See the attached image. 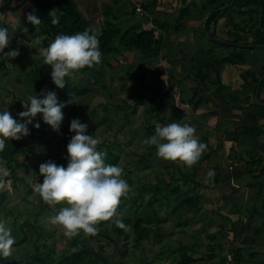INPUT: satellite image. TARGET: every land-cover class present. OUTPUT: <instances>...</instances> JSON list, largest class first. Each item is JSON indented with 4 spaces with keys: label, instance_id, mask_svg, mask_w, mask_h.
<instances>
[{
    "label": "crops",
    "instance_id": "1",
    "mask_svg": "<svg viewBox=\"0 0 264 264\" xmlns=\"http://www.w3.org/2000/svg\"><path fill=\"white\" fill-rule=\"evenodd\" d=\"M74 1L79 12L93 21L92 24L98 33H101L108 18L117 22L122 30L133 25L152 30L159 42L158 46L151 55H143L138 50H133L134 57L143 64L149 63V70L159 74V77H164L165 73H174L175 76L171 81L174 82L172 85L177 83L175 90L179 95L174 93L177 99L186 101L194 94L195 63H198V69L208 64L210 57H215L218 61L219 67L213 74V79L203 84L207 101L198 109L191 110L183 120L198 123L196 127L198 140L206 138L204 133L209 137L214 134L208 131V127L215 129L217 127L220 133L227 132V135L224 139L218 135V138H221L218 141H223V147H219V142L216 149L210 146L213 152L205 159L207 162L200 170L193 168L192 165L184 168V174L202 182L209 181L211 176L208 172L214 170L213 183L200 189L201 197H196L198 202L201 200L199 204L197 203L198 206L190 210L183 207L175 210L171 219L173 221L171 229L176 228L180 231L183 226H186V229L180 231L182 236H178L176 243L169 244L166 248L165 253L172 252L173 255L172 260L167 264H221L225 260L226 253L234 249L238 251V264H264V184H262L264 174L261 172L264 164V135L258 139L234 141L231 132L233 125L224 111V107L233 99H227V93H231L232 96L238 97L234 104L230 103L237 123L242 120L246 125H264V89L259 95L261 104L255 102L254 94L251 92L256 77L264 66V58L260 52V49L264 50V48L253 46L244 50L245 47L239 48L237 44H228L231 41L227 39V29L233 34L239 31L227 28V16L215 20L210 26L209 34L206 31L210 39L222 41L223 44H220L222 47H215L209 41H202L203 36H207L203 32L205 23L212 15L211 8L203 7V3L207 0ZM188 3L197 5H190V13L181 19V9ZM9 5L6 11L0 10V26L7 27L10 36L4 52L17 48L24 51L27 48L42 56L41 49L43 51L44 48L40 43L42 44L44 36H40L39 25L27 21V14L35 12V0H10ZM223 8H227V5ZM109 9L111 13L107 14L106 11ZM210 32L213 37L210 36ZM239 33L248 37L246 33ZM6 57L8 56L0 53V60L6 59L9 62ZM18 58L16 56V60L10 59L15 61L9 62L10 69H13V64L20 60ZM148 58L149 60H146ZM214 63L215 61L210 63L211 70ZM238 66L248 68L244 67L245 69L241 70ZM30 69L29 66L28 70ZM22 70L26 73L28 71L25 67ZM21 75L23 76L22 72ZM26 75L33 76L28 73ZM185 75L191 78L189 81L184 80L187 85H184V81L180 79ZM217 83L224 85L223 98L219 97L215 90ZM4 85L5 83L0 81V92L3 91ZM248 96L251 98L247 99ZM2 97L4 96H0L1 99ZM238 99L242 102L240 106L236 104ZM201 126L203 128H200ZM253 154L258 158L263 157V162H253ZM193 184L188 181L183 186L189 188V186L193 187ZM191 194L190 191L189 195ZM174 233L175 230L169 234V237H174ZM152 261L160 260L152 259Z\"/></svg>",
    "mask_w": 264,
    "mask_h": 264
},
{
    "label": "rangeland",
    "instance_id": "2",
    "mask_svg": "<svg viewBox=\"0 0 264 264\" xmlns=\"http://www.w3.org/2000/svg\"><path fill=\"white\" fill-rule=\"evenodd\" d=\"M188 4L193 5L196 3ZM131 8L132 6H130V9ZM237 17L239 19L240 15L238 16L237 14ZM110 19L112 20V18ZM227 28L231 29L228 20ZM245 31L248 37L239 33L241 31L233 34L231 30L228 31L227 29V39L231 41L228 44L237 43L239 48L245 47L246 49L244 50L258 44L256 43V38L253 37L254 35L247 30ZM204 33L206 34V32ZM40 36L47 37L46 34ZM48 37L51 39L50 36ZM119 40L120 36L116 38V45H119ZM202 41H209V43L215 47H222L218 43V39L214 41L210 39L208 35L203 36ZM42 44L40 43L41 47L43 46ZM233 49L235 50L236 48ZM260 52L262 53V58H264V50L260 49ZM125 55L128 59H124L122 55L116 56L118 60L116 57L110 58L115 67H104V65L101 64L97 72L93 68H91L90 72H86L89 69L85 70L82 68L74 70L72 75L65 78L66 84H68L67 94L64 95L63 98L60 97L61 94H59V91L56 93L61 101L64 99L66 100V96H68L69 99L72 96L75 98L76 103H70L67 108L64 107L65 117L59 132L53 130L49 124L43 121L42 114H37L33 124L29 125V134L25 135L28 140V146L18 155L19 160L25 165H36V170L33 167L21 166L18 167L15 174H13L6 164L2 163L7 170V174L0 173V221H3L5 226L10 227L12 229V235L15 236L13 250L9 255L10 257L21 261V259H24L26 253L34 247L37 241L42 250H48L50 245L55 244L56 251H54V257L56 260H59L65 251L70 250L71 241L79 236L80 239L85 240L92 248V253H89V256L99 257L100 259L104 257L108 264H167V262L170 263L172 260V252L165 253L167 250L166 248L169 244L176 243L175 240L178 236H182L180 231L186 229V226L180 228V231L176 228L171 229L173 226V221L171 219L173 218L176 204L175 194L177 195L181 190L184 191L182 194L187 196L189 192L187 190L192 189L190 188L191 186H189V188H184L182 183L179 185L181 188L176 187V181H185V178L182 176L177 177L176 174H173L175 177H171V175H169L170 172L167 174L166 166H168L169 169L173 163L170 162V159L157 156L156 148L149 149L151 145L145 144L144 140L155 133V125H164L176 121V117L174 114H171L169 106L171 104L170 100H172V97H175L173 93L179 95V92L175 90L177 88V83L172 85L174 82L171 81V78L175 76L173 75L174 73H165L164 77H159L157 74H154L149 70V63L143 64L142 61L135 59L134 51L126 52ZM211 56L213 55L211 54ZM17 57H19L20 60L13 64L14 70L10 69L9 62L6 59L0 60V81L5 83L2 88L3 91L0 92V96L6 93V88L14 92L13 97L5 96L2 97V99L0 98V111L9 109L14 117L17 116L19 111L23 110L21 100H25L29 97L28 94L23 95L18 91L21 88V85H17L18 83L16 81H19L18 79L27 80L29 86L27 85L26 88L28 87L29 90H39L37 92L38 94L41 93L42 90L55 91V88L58 87L52 80L51 66L42 63L43 57L40 56V53L37 54L27 48H25L24 51L19 49V55ZM11 58L16 60V57ZM146 60H149V58ZM214 61L215 57H210L208 64L205 65L213 74H215L214 68L212 65L213 69L211 70L210 63ZM130 62L132 64H130ZM197 65L198 63L194 64L196 69ZM29 66L31 68L30 70H28ZM24 67L25 70H28L27 73H32L33 76H27L26 72H24L22 76L21 72L23 73L22 69ZM214 67L217 70L219 66H217L216 63ZM19 69H21V71ZM43 78L45 79L43 80ZM180 79L182 81L185 79V81H189L191 78L189 75H185ZM34 81L37 83H34L33 86L32 83ZM185 81L183 84L187 85ZM26 88L24 89L26 90ZM143 94L146 95V97L143 98ZM162 95L166 101H164V103L169 107V112L163 114L164 120H160L158 117L151 118L149 124L153 127H150L151 131H149V124H146L145 119L147 108L151 101L150 97L155 96V102L160 104L162 103ZM227 95H231V93H227ZM235 101L236 99L233 97L230 103L234 104ZM123 102H125L126 106H119V104ZM223 102L224 100L222 99V104ZM230 103H227V105H230ZM241 103L242 102L238 99L236 104L240 106ZM75 117H79L83 122L88 124V133L100 137V143L97 145V148L105 153L104 159L106 163H109L106 160L107 144L115 145L117 151H120L119 160L116 164L123 168L124 178H126L125 176L127 175L126 180L130 187L126 194L123 195L126 200L123 209L121 211L117 209L119 216H114L109 220L99 221L96 224L98 230L95 233H86L80 230L76 235L67 237L61 225L53 224L50 221V217L55 215L63 207V203L49 205L38 193L34 192V185L38 181L41 182L39 165L47 161V156L49 154L52 155L53 159L63 157L64 162L67 164V144L71 136L74 135V133L70 131V122ZM37 120L40 122L39 128L34 126ZM192 125L197 127L198 123L195 121ZM203 127H205L204 124ZM208 131L214 134H211L209 137V135L207 136L204 133L206 138L199 140L206 145L202 154L210 152L212 154L213 150H210L209 147L211 146L213 149L217 148L218 140L221 139L218 138V135H220L222 139L227 135V132L220 133L217 127L216 129L214 127H208ZM7 139L10 140L11 138H6V143L8 142ZM225 145H227V143H225ZM144 151L146 155H149L151 163L147 162L148 160L145 158V155L143 159L140 158V155ZM206 162L207 160L200 156L198 161L192 166L200 170ZM148 164L149 166L154 165L155 169L151 170ZM180 167L182 168L184 166L181 165ZM161 173L166 176L165 179L170 178L167 193L173 194L170 196V200L166 201L163 196H160L164 194V191L158 190V197L155 201L160 197L163 205L159 202H154V206L159 211L160 219L163 220L161 229L156 231L153 230L149 234V238L137 243H135L136 233L133 229L129 230L130 235L128 238L123 237V235H118L115 232L114 227L116 224L113 220L116 218L123 219L125 216H131L135 221L143 219V212L140 210V207L143 204H147L148 200L151 199L153 189L150 188V185L160 180ZM193 189L195 190V188ZM135 197H137L136 200H132ZM181 198L184 199L183 196ZM37 201L39 202L37 203ZM136 208L141 212L138 213ZM35 225L38 227L36 230ZM40 225L43 226L48 233L43 232L40 235L38 231H41V228H39ZM174 230L176 233H174V237L171 236V239L169 234ZM159 249H163L164 251H160ZM152 259H159L160 261L154 262ZM0 264H5L2 257H0ZM83 264L89 263L84 262ZM101 264H105L103 260Z\"/></svg>",
    "mask_w": 264,
    "mask_h": 264
},
{
    "label": "clouds",
    "instance_id": "3",
    "mask_svg": "<svg viewBox=\"0 0 264 264\" xmlns=\"http://www.w3.org/2000/svg\"><path fill=\"white\" fill-rule=\"evenodd\" d=\"M52 15V23H57L59 17ZM41 17L34 11L27 14V21L38 25ZM10 41L9 29L0 26V53L4 56L16 57L19 49L4 52ZM43 64L51 66V77L56 86L64 88L66 77L85 66L99 63L102 52L99 48V38L91 30L85 29L74 34L61 33L42 51ZM23 110L14 117L8 110L0 111V150L6 145V138L20 139L30 132L37 114H42L44 122L53 130L59 132L65 117L64 107L76 103L74 97L61 101L54 90H42L25 100H21ZM19 117V118H17ZM34 126L40 127L35 121ZM88 124L79 117L70 122V131L74 133L67 144V165L58 164L52 159L39 165L43 181L34 185V192L49 205L63 203V207L50 221L61 225L67 237L76 235L80 230L95 233L96 224L101 220H109L119 216L117 206L120 198L126 194L130 185L123 175V168L118 164L106 163L105 153L98 150L100 137L87 131ZM145 144L156 147V155L165 159L183 161L188 166L200 158L206 145L196 136L195 125L172 121L156 125L155 133L144 140ZM0 173L7 170L0 164ZM214 170H209L212 176ZM39 201H37L38 203ZM113 222L122 227H129L120 218ZM15 236L12 229L0 221V257H7L13 250ZM222 264V263H221Z\"/></svg>",
    "mask_w": 264,
    "mask_h": 264
},
{
    "label": "trees",
    "instance_id": "4",
    "mask_svg": "<svg viewBox=\"0 0 264 264\" xmlns=\"http://www.w3.org/2000/svg\"><path fill=\"white\" fill-rule=\"evenodd\" d=\"M9 4H10V0H6V5L0 8V10L2 12L6 11L10 6ZM226 5L227 8H223ZM203 7L205 9L211 8L212 15L208 18V22H207L208 31L210 29L211 24L215 20H219V18L223 16H227V20L229 21V26L231 29H234L235 31H241L243 33H245L246 32L245 30H247L249 31V33H252L254 35L253 37L256 38V43L264 44V0H227V1L207 0L205 3H203ZM52 10H55L54 15L59 17L57 23H52L53 17L52 15L49 14ZM35 13L42 18L40 24H38L40 35L43 34L47 35V37L44 36L43 48L47 47L48 44L56 37V35L61 33L74 34L78 31L89 29L98 36L99 48L101 49L102 52L101 61L99 63H95L92 66H85L83 69L85 70L89 69L86 72H90L91 68H93L97 72L101 64L104 65V67L114 66L110 58L116 57L117 55L119 56L122 55L124 56V59H126V55L124 53L126 51L131 52L133 50H138L143 55H148V54L151 55V52L159 44L152 30L141 29L140 27L135 25L125 30H122L119 24H117V22L111 20L110 18L107 19L101 33H98L92 24L93 21L87 19L84 15H82L79 12V10L77 9L76 1L74 0H35ZM106 13L110 14L111 10L109 9V11H106ZM189 13H190V5L185 4V6L181 9L180 18L181 19L185 18ZM237 14L238 16L240 15L239 19L237 17ZM203 32H206V29H203ZM212 35H213L212 32H210V36ZM48 36H50L51 39H49ZM118 36H120L119 45H116L115 41ZM218 43L223 44L222 41H219ZM6 58L12 59L9 56ZM116 59L118 60V57H116ZM10 61L11 63L15 62L9 60V62ZM217 62L218 61L215 60L214 64H216ZM214 66H213L214 72H216V68ZM238 67L241 70L248 68L247 66L246 67L238 66ZM24 72L25 71H23V75ZM262 75H264V66L262 67V71L256 77L255 84L252 87V94H255L257 82ZM44 79L45 78H43V80ZM211 79H213V73L209 71L208 67L202 65L200 68L196 69V74L194 78L196 82V85L194 87V94L188 100L185 101L184 99L181 98L177 99L176 95L173 93L175 97H172V100H170L171 104L169 107L171 114L175 115L176 121H180L182 123H188V124L193 123V121L185 122L183 120L184 119L183 117L187 116L188 113H191V110L194 111L198 109L201 106V104L207 101L206 92L204 91L203 84L204 83L207 84ZM18 80L20 81V83L18 82L17 85H21V88L20 89L18 87L17 88L19 89L18 91H20L21 94L23 95L28 94V96H30L35 94V92L39 91V90L37 91L29 90L28 87L26 88L27 85L29 86V82L27 80L26 81L22 79H18ZM34 83L36 84L37 82L34 81L32 83L33 86ZM24 88H26V90ZM55 89L56 92L59 91V94H61L60 97L64 98V95L67 94L68 84H66L64 88L56 87ZM262 89H264V79L261 83V90L259 95H261ZM215 90H217L219 97H223L222 93L224 90V85L222 83H217L215 85ZM5 92L6 93L3 95L4 97L14 96V92L7 88L5 89ZM142 97L144 98L146 97V95L143 94ZM233 97L235 99L238 98L236 95L233 96L227 95V99ZM250 98L251 96H248L247 99ZM68 99L69 97L66 96V100ZM150 99L151 101L149 103V107L147 108V112H146V119H145L146 124H149L151 118L153 117H158L160 120H164L163 114L169 112L168 110L169 107H167L166 104L164 103L165 99L163 98V95H162V103L160 104L155 102L156 100L155 96H151ZM66 100L64 99L63 101ZM119 106H126L125 102L119 104ZM67 107L68 104L65 106V108ZM224 108H225L224 109L225 115L229 116V121L233 125V129L231 132L233 134L234 141L243 140V139H258L260 136L264 135V125H260V126L246 125L242 120H240L241 122L238 121L237 123L234 117L236 115L232 114V106L227 105ZM150 127L153 126H151V124L148 125L149 131H151ZM154 129H156V125L154 126ZM7 141L8 142L6 143L3 150H0V164L5 163L6 166L10 169V172L13 174H15L16 169L21 166L33 167L36 170V165H32V164L25 165L18 158V155L22 153V151H24V149L27 148L28 146L27 138L25 136H22L20 139L11 138L10 140L7 139ZM219 147L220 148L223 147L222 140L221 142H219ZM153 148L156 147L154 145H151L149 147V149H153ZM145 151L140 155V158L143 159L145 155V158H147L148 160L147 162L151 163L150 157L149 155H146ZM119 153L120 151H117L115 145L107 144L106 160L109 163L116 164L117 161L119 160ZM201 156L202 158L207 159L208 157L211 156V152L203 153ZM47 158H48L47 160L52 159L58 164H64L65 166L67 165L64 162L63 157H60L59 159L56 158L53 159L52 155L49 154ZM252 159L254 160L253 162L255 163L257 161H259V163L263 162V157L258 158L254 154L252 155ZM170 162L173 163V165L170 166L169 168L170 170L168 169V166H166L167 174L170 172L169 175H171V177L174 176L173 174H176L177 177L180 176L184 177L185 181L181 180L183 182L182 185H185L188 181L194 183L193 187H190L193 191L187 190L189 192L191 191L192 193V195H189L188 192V195L186 196L187 198L184 199L181 198L182 196L184 197V195L180 192L177 193L178 197L175 194L176 196L175 199L177 200L175 204V210L180 207L190 210L193 207L198 206L201 200L198 202V200H196V197H201L200 189L211 185L213 183V177L212 176L209 177V181L207 182L196 180L195 178L184 174L185 173L184 168L187 167V164H185L183 161L176 159V160H170ZM181 165L184 167L181 168L180 167ZM149 167L151 170L155 169L154 165H150ZM261 172L264 174V164L261 168ZM163 176L164 175L161 173L160 180L156 183H151L150 185L151 186L150 188L153 189L152 194L154 195V197L152 195L151 199L148 200L147 204H143L140 207V210L143 212L142 213L143 219L141 220L139 219L135 221V219L131 216L123 217L122 220L129 227L122 228L116 225L114 228H115V232L118 235H123V237L128 238L130 235L129 230L133 229V231L136 233L135 243H137V242H142L143 240L149 238L148 236L153 230L156 231L161 229L163 220L160 219L159 211L154 206L155 205L154 202H159L161 205H163V202L161 201L160 197L157 199V201H155L156 198L158 197L157 194L158 190L164 191V194H161L160 196H163L166 199V201H169L170 196L173 195L167 193L168 192L167 188L170 178L165 179L166 176L164 177ZM125 177L127 178V175ZM40 178L42 182L43 181L42 174L40 175ZM181 181L180 180L176 181L177 188L179 187V185H181L182 183ZM193 188H195V190ZM136 198L137 197H135L132 200H136ZM125 203H126L125 197L122 196L120 198V203L117 208L118 211H121L123 209ZM136 210L138 211V213L141 212L137 208ZM36 228L38 227H36L35 225V230ZM39 228H41V231L38 230L40 235L43 232L48 233V231L43 226L40 225ZM54 251H56L55 244L50 245L48 250H42L38 242L36 241L34 247L31 248L26 253L24 259H21V261L14 259L13 257L10 256L2 257V258L5 264H83L84 262H88L89 264H101L102 260L104 261L105 264H108L106 258L104 257L103 258L101 257L102 259H100L99 257L96 258L95 256H89V253H92V248L85 240L80 239L79 236H77L75 239L71 241L70 250L65 251L64 254L61 255L59 260L55 259ZM237 257H238V251H237Z\"/></svg>",
    "mask_w": 264,
    "mask_h": 264
},
{
    "label": "built area",
    "instance_id": "5",
    "mask_svg": "<svg viewBox=\"0 0 264 264\" xmlns=\"http://www.w3.org/2000/svg\"><path fill=\"white\" fill-rule=\"evenodd\" d=\"M4 5H6V1L5 0H0V8L4 7ZM222 264H238V261H237V249L228 251L226 253V258L222 262Z\"/></svg>",
    "mask_w": 264,
    "mask_h": 264
},
{
    "label": "water",
    "instance_id": "6",
    "mask_svg": "<svg viewBox=\"0 0 264 264\" xmlns=\"http://www.w3.org/2000/svg\"><path fill=\"white\" fill-rule=\"evenodd\" d=\"M207 22H208V20H207L206 23H205V29H206L207 33L209 34V32H208V30H207ZM236 44H237V43H236ZM249 46H250V45H249ZM255 46H257V47H263V48H264V44H263V43H258V44H256ZM263 79H264V75H262V76L259 78V80H258V82H257L256 91H255V94H254V100H255V102H256L257 104H261V102L259 101V94H260L261 83H262Z\"/></svg>",
    "mask_w": 264,
    "mask_h": 264
}]
</instances>
